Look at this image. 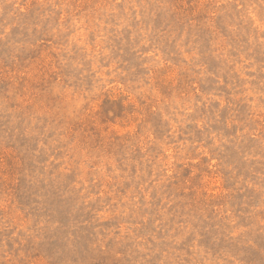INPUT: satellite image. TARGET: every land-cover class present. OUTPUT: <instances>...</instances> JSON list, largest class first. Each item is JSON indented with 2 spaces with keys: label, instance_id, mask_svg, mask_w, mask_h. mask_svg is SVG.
Listing matches in <instances>:
<instances>
[{
  "label": "rangeland",
  "instance_id": "obj_1",
  "mask_svg": "<svg viewBox=\"0 0 264 264\" xmlns=\"http://www.w3.org/2000/svg\"><path fill=\"white\" fill-rule=\"evenodd\" d=\"M0 264H264V0H0Z\"/></svg>",
  "mask_w": 264,
  "mask_h": 264
}]
</instances>
